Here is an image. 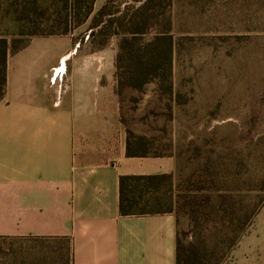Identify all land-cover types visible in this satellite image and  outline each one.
I'll use <instances>...</instances> for the list:
<instances>
[{
    "label": "rangeland",
    "instance_id": "1",
    "mask_svg": "<svg viewBox=\"0 0 264 264\" xmlns=\"http://www.w3.org/2000/svg\"><path fill=\"white\" fill-rule=\"evenodd\" d=\"M106 1L96 0L94 12ZM52 4L44 0H0V38H8L17 48L10 56L34 39L47 37L20 34L29 33L25 24L31 20L46 22L54 12ZM171 13L181 45L176 59L181 107H174L169 95L153 85L139 91L125 88L118 94V40L111 38L103 49L94 50L90 20L61 35H68L70 41L65 62L100 65L103 99L116 113L112 124L118 135L130 136L133 142L143 139L149 155L175 158L177 171L172 186L165 184L160 189L162 200L155 208H177L181 230L194 231L185 243L220 247L221 240L213 238L218 234L211 229L213 218L207 213L221 214L229 203L243 215L259 207L240 240V249L235 247L224 262L237 264L250 242H264V112L259 105L264 90V0H173ZM249 32L258 35L249 44V53L235 52L229 58L220 36L234 38ZM209 43L217 44L216 51H211ZM190 211L198 221L192 226ZM24 243L55 251L56 258L66 257L70 248L65 239Z\"/></svg>",
    "mask_w": 264,
    "mask_h": 264
},
{
    "label": "crops",
    "instance_id": "2",
    "mask_svg": "<svg viewBox=\"0 0 264 264\" xmlns=\"http://www.w3.org/2000/svg\"><path fill=\"white\" fill-rule=\"evenodd\" d=\"M69 46L68 35L39 37L8 56L0 237L66 238L71 264H176L177 213L119 212L121 176L175 175L176 160L127 156L101 66L65 62ZM237 264H264V242Z\"/></svg>",
    "mask_w": 264,
    "mask_h": 264
},
{
    "label": "trees",
    "instance_id": "3",
    "mask_svg": "<svg viewBox=\"0 0 264 264\" xmlns=\"http://www.w3.org/2000/svg\"><path fill=\"white\" fill-rule=\"evenodd\" d=\"M44 1L53 3L54 12L50 13V17L44 23L32 20L26 23L25 26L30 31L21 33L20 36L66 35L90 20L92 29L90 40L91 44L95 45L94 50L103 49L111 38L118 40L115 56L118 94L121 95L125 88L139 91L153 85L169 95L174 107L183 105L176 84V59L181 45L174 33L176 27L171 13L173 0H134V3L125 2L124 5L115 3V0H107L96 12H94L96 0H61L59 4L57 0ZM135 2L139 3L136 5ZM249 33L251 35H238L234 38L220 36L219 40L223 41L225 53L229 58H232L235 52L244 56L249 53L247 51L249 44L257 39L255 36H258ZM188 40L191 41L192 38ZM208 46L211 51H216L217 44L209 43ZM16 50L17 48L12 47L8 38H0V102L4 98L7 83V59L9 54ZM259 103L264 112V90ZM147 145L143 139L138 138L133 142L129 136L126 138V154L129 157L162 156L149 155L146 150ZM174 176L172 174L121 176L119 178L121 215L174 211L179 216L175 206L169 207L166 211L155 208V205L162 200L159 196L160 189L165 184L171 188ZM258 211L259 207L250 215H243L236 209L234 203H229L228 209L221 214L218 211L208 212L207 216L213 218L211 229L218 233L213 238L221 240L220 247L219 245L202 246L194 241L185 243V239L194 231L179 229L176 236V264H224L228 255L247 232ZM194 213V211L189 212L190 226L198 222ZM207 230L210 228L207 227ZM38 239L48 238L0 237V264H71V248L66 253V257L56 258L55 251L24 243ZM14 240L18 241L17 244ZM197 240L203 239L198 237Z\"/></svg>",
    "mask_w": 264,
    "mask_h": 264
}]
</instances>
